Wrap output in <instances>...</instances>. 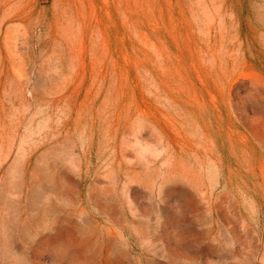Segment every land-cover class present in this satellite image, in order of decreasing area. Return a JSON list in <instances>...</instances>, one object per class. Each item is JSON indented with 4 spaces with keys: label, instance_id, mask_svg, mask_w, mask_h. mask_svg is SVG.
I'll return each mask as SVG.
<instances>
[{
    "label": "rangeland",
    "instance_id": "374dc122",
    "mask_svg": "<svg viewBox=\"0 0 264 264\" xmlns=\"http://www.w3.org/2000/svg\"><path fill=\"white\" fill-rule=\"evenodd\" d=\"M0 264H264V0H0Z\"/></svg>",
    "mask_w": 264,
    "mask_h": 264
}]
</instances>
